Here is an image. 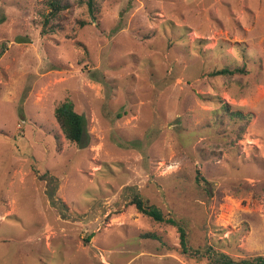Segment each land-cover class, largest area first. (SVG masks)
<instances>
[{
	"label": "rangeland",
	"instance_id": "obj_1",
	"mask_svg": "<svg viewBox=\"0 0 264 264\" xmlns=\"http://www.w3.org/2000/svg\"><path fill=\"white\" fill-rule=\"evenodd\" d=\"M66 1L43 34L48 0H0V264H211L134 193L194 248L264 255V0Z\"/></svg>",
	"mask_w": 264,
	"mask_h": 264
},
{
	"label": "trees",
	"instance_id": "obj_2",
	"mask_svg": "<svg viewBox=\"0 0 264 264\" xmlns=\"http://www.w3.org/2000/svg\"><path fill=\"white\" fill-rule=\"evenodd\" d=\"M97 0H87L88 9L93 18L95 16ZM70 3L66 0H48V11L44 15L42 33L46 34L50 31L57 29L58 25L56 20L63 16V12L70 8ZM81 23H85L81 21ZM5 46H2L0 50V56L3 53ZM240 69H230L228 67L215 70L211 74H234ZM239 118H245L247 115L241 111L236 112ZM56 119L60 125V128L65 135L66 139L70 142L82 143L84 134L86 131V121L82 113L75 109V105L71 100H65L55 110ZM197 183L206 189L208 180L205 175L197 170L196 175ZM131 203L134 204L137 210L158 222H166L178 227L180 234V251L187 257L196 258V256H205L209 259L211 264H264V255H255L243 259H234L229 254L221 251H217L211 246L202 248L199 246L194 248L190 245L188 232L182 222L174 217L166 218L162 209L154 203H150L140 193H134L131 198ZM146 237L156 238V234L148 233ZM198 259V258H197Z\"/></svg>",
	"mask_w": 264,
	"mask_h": 264
}]
</instances>
